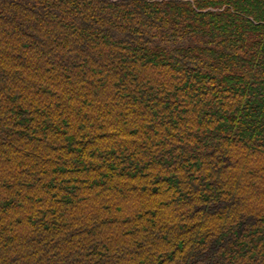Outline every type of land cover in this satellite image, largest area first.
<instances>
[{"label":"trees","instance_id":"obj_1","mask_svg":"<svg viewBox=\"0 0 264 264\" xmlns=\"http://www.w3.org/2000/svg\"><path fill=\"white\" fill-rule=\"evenodd\" d=\"M0 264H264V0H0Z\"/></svg>","mask_w":264,"mask_h":264}]
</instances>
